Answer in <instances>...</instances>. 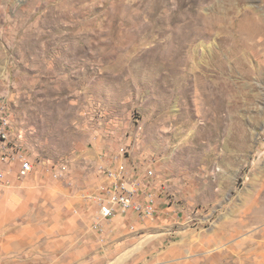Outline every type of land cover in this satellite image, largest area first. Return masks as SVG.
Masks as SVG:
<instances>
[{
  "label": "rangeland",
  "instance_id": "374dc122",
  "mask_svg": "<svg viewBox=\"0 0 264 264\" xmlns=\"http://www.w3.org/2000/svg\"><path fill=\"white\" fill-rule=\"evenodd\" d=\"M0 100V264H264V0H0ZM118 161L173 204L98 232Z\"/></svg>",
  "mask_w": 264,
  "mask_h": 264
},
{
  "label": "built area",
  "instance_id": "2783aa9c",
  "mask_svg": "<svg viewBox=\"0 0 264 264\" xmlns=\"http://www.w3.org/2000/svg\"><path fill=\"white\" fill-rule=\"evenodd\" d=\"M0 163L7 166L17 164L15 174L21 180L28 178L34 170L24 150L14 142L7 106L3 100H0ZM96 171L99 183L92 197L96 207L92 224L98 232H102L103 224L116 217L131 215L138 221H150L159 213L167 214L165 210H160L161 204L168 208L173 204L172 197L166 195L163 187L157 190L143 183L141 177L129 173L126 163L102 162ZM160 194H164V199H160Z\"/></svg>",
  "mask_w": 264,
  "mask_h": 264
},
{
  "label": "crops",
  "instance_id": "0c3cea01",
  "mask_svg": "<svg viewBox=\"0 0 264 264\" xmlns=\"http://www.w3.org/2000/svg\"><path fill=\"white\" fill-rule=\"evenodd\" d=\"M0 169H1V166H0ZM7 169V168H6ZM15 171V168L14 167H12V166H8V169H7V173H6V175H8V174H10L11 172H14ZM16 172H14V174H15ZM16 175V174H15ZM161 195V198L160 199H164V196L162 195V194H160ZM93 205H94V203H93ZM163 205H165V204H163ZM95 206V205H94ZM96 208V207H95ZM162 208V207H161ZM170 208H168L166 205L164 206V208H163V210H165V211H168ZM162 210V211H163ZM167 215V214H166ZM164 216V215H163ZM116 218H120V219H125V217H116ZM112 221V220H111ZM110 222V221H109ZM108 223V222H107Z\"/></svg>",
  "mask_w": 264,
  "mask_h": 264
}]
</instances>
